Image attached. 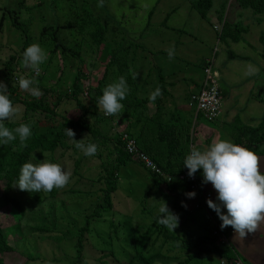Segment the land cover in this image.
Segmentation results:
<instances>
[{
    "label": "rangeland",
    "instance_id": "1",
    "mask_svg": "<svg viewBox=\"0 0 264 264\" xmlns=\"http://www.w3.org/2000/svg\"><path fill=\"white\" fill-rule=\"evenodd\" d=\"M189 1L193 0H103L102 6H98V0H0V20L2 19L0 22V79L3 72H5L4 65L9 58L11 56L19 57L13 63L12 69L14 70L10 73L12 85L18 86L17 82L21 76L26 78L37 76L40 77L41 86L49 90L53 89V93H50L53 96L46 99L49 105H51L56 94L63 95V99L58 102L55 108L57 111L56 117L49 120V116L36 114L30 119L32 127L50 133L52 130H57L56 127L62 124V114L80 116L75 111L74 102L67 99L74 83V77L77 74V68L80 66L81 72L85 76L81 81V88L86 90L89 87H95L102 77L104 65L107 64L106 62L110 58L109 54H104L105 50L110 51L115 46H123L136 41L140 43L141 47L132 48L129 68L123 67L119 70L114 65V69L111 70L114 81L118 77L124 76L126 81L129 82L130 76L128 74L134 73L132 75L134 85L138 87L136 95L140 98H149V95L158 87V72H160L165 83H173V88L168 87V90L169 93H172L171 96L175 98V101L173 100L174 106L171 101H166L163 106L171 107L168 110H175L176 115L181 117V123L191 118V114L198 116L196 126L194 125L195 122H192V127L188 131L189 135L194 137L195 133L201 134V130L205 134L206 129H215L219 133L221 130L217 127L221 128L222 124L207 122L206 119L196 114L194 107H189V94L191 91L196 92L198 89L194 88L196 83L203 79L200 65L204 59L213 57L214 62L219 64L218 68L217 64H214V70L219 77V86L223 97L226 91L230 92L224 82L239 90V85L248 80L251 81L253 87L251 89L252 97L264 98V74L262 68L259 67L256 54L257 49H260L259 37L264 36V14L252 16V12L249 10H232L231 6H226V9H228L227 21L233 23L238 20L243 26H248V30L241 35L240 44L234 45L228 40L226 42L220 41L218 33L214 30L215 19L212 14L208 15L209 22L204 20L190 8ZM223 3L224 0H213V9ZM83 12L84 14L86 12L85 15L91 16L95 20H100V24L104 21L107 22L105 36L107 46L105 48L104 46L97 48L87 32L81 34L78 28L75 27L74 24L79 20L76 15H81ZM238 12H240L239 16H242L241 19L239 16L237 17ZM10 15L17 16L18 21L15 26L11 23ZM85 15L82 17L84 18ZM255 18H260L262 24H254ZM65 24L67 25L62 28ZM19 26L21 31L17 28ZM56 27H61L58 36L55 35L54 31ZM57 42L60 43L58 49L56 48ZM32 43H39L47 52V60L41 65L39 75H35L22 64V45H25L26 48ZM76 45H79L78 57L69 52L63 54L62 47L69 48ZM170 47H174L175 50L172 59H169L167 54ZM228 52L244 55L250 61L248 63L243 62L238 58L240 56L234 57L233 60L228 59L226 58ZM103 54L105 60L101 61L100 57ZM248 65L255 66L258 72L245 75ZM121 71L122 73H120ZM225 71L230 74H227V80L224 81L223 79L222 81L221 76ZM240 76L242 77L240 78ZM249 76L251 77L249 78ZM19 92L29 95L26 90L20 88ZM85 97L86 92L79 97L81 102L86 103ZM129 97L126 96L125 99L128 98L129 101H132V98ZM180 98H182V101ZM13 106L16 108L15 116L12 119L7 120L6 118L5 120L16 123L24 116V106L20 104ZM147 107L148 114H151L154 111L153 104H148ZM100 110L102 109L100 108ZM252 113L254 117L261 118L264 115V104H262V107L256 104V108ZM119 116L120 114H115L116 120L111 124L106 126L96 124L95 127L102 131V134L108 140L114 139L118 136L117 131L120 130V126L117 125ZM87 121L91 123L90 119H87ZM257 123L260 122L256 121V125ZM226 135H228L227 130L219 133L218 136L212 137L209 144L214 140L224 138ZM75 136L78 139L74 138L76 141L84 138L83 142L85 144L91 140L88 132L80 133V137L77 134ZM228 140L231 141L232 139L228 138ZM66 144L71 148L59 146L53 153L41 150H35L32 153L36 160L46 159L59 163L70 173L69 183L63 188L57 189L58 191H56L53 198L46 200V202H51L53 205L55 225L62 231H77L85 225V217H82V215L87 214L90 231L84 237L89 239L90 244L95 249H104V252L112 251L113 255L119 259L123 257L126 261L129 252H131V245L129 244L130 238H132V228L142 227L143 230L145 226L152 223L153 218L156 216L157 209L150 213L152 216H148L149 214H146L143 208L145 206L146 211H148L150 205H155V201H159V197H156V191L154 193L150 191L143 199L146 190L153 185L151 179L146 175L142 166L132 161L127 162L119 171L117 188L112 195V210H99L97 212L98 216H94L93 207L100 202L98 196L101 195L104 188L103 182L100 180L102 176L99 167L100 161L92 156L82 157L80 150V153L73 150L74 142L72 140L68 139ZM113 157L114 155L110 156L109 159ZM31 162L36 163L32 159ZM77 162L78 164H76ZM1 187L2 183H0V191ZM15 194L23 199L21 200L23 205L22 215L18 214L9 205L0 206V225L6 232L14 234L8 238V242L14 250L3 254L4 263L68 264L67 260L72 259L74 255L75 240H66L56 245V242L46 236L43 237L45 234L40 233L35 246H29L28 237L25 240H19L18 236H22L21 230L28 227L27 224L30 227L33 226V222L29 220L30 209L35 211L37 208L31 207L27 201L29 197L25 198L24 193L17 187ZM165 194L161 193V197H167L166 203L176 202V198L179 197L177 194L176 196L173 194V197ZM203 198L210 199L209 196ZM198 203L200 202L197 201L195 206ZM45 205L47 206V204ZM203 205L201 204V206ZM205 205L207 204L205 203ZM46 206L44 208L47 211ZM191 206L189 210L194 211V215L201 218L203 210H191L194 203ZM203 209L205 215L210 217L206 206ZM176 214L182 221H186L184 217H187V215H184V210L183 212L176 210ZM210 220L212 223V219ZM187 222L189 227H182L179 230L178 224L177 228L173 230L180 242L193 241L198 235L197 221L191 222L187 217ZM17 223L20 225H18L19 228L13 229ZM47 223L50 226L53 223V218H49ZM259 228V232L264 231V223ZM114 230L117 231L116 234ZM139 232L141 233L140 230ZM16 239L17 242L15 243ZM173 243L174 240H169L167 247H170ZM30 251H33V254L35 253L30 258L32 261H29L25 254V252ZM93 254L96 253L93 252ZM238 256L242 262H246L244 264H254L249 260H244L243 255L238 254ZM206 263L210 264L208 261ZM87 264H93V262L89 261ZM169 264L174 263L171 261ZM237 264H240L239 261H237Z\"/></svg>",
    "mask_w": 264,
    "mask_h": 264
},
{
    "label": "trees",
    "instance_id": "2",
    "mask_svg": "<svg viewBox=\"0 0 264 264\" xmlns=\"http://www.w3.org/2000/svg\"><path fill=\"white\" fill-rule=\"evenodd\" d=\"M188 3L192 10L197 12L201 18L208 22V15L211 13L210 11H217L216 9H213V0H193ZM227 5L231 6L232 10L245 9L251 11L252 16H259L264 14V0H224L220 11H217V20L213 25L214 30L217 28L216 32L218 33V39L220 41L226 42L228 40L236 43L240 41L241 35L244 34L246 30L238 20L233 23L227 21L228 16L225 14V7ZM85 14L83 12L81 15H76L79 17V20L74 24L75 27L78 28L81 34L87 32L92 43H94L97 48L102 46L105 48L107 46V42L105 41L107 22L104 21L100 24V20H95L93 17ZM239 14L240 12L237 13V17ZM83 15H85L84 18L82 17ZM10 16L11 23L15 26L18 21L16 18L17 16ZM239 18L241 19L242 16H239ZM254 22V24L262 23L260 18H255ZM66 25L67 24L63 25L62 28ZM17 28L21 31L20 26ZM89 28H91V30H89ZM59 29H61V27H56L54 30L56 36H58ZM113 42H115V40H113ZM259 42L262 45L261 56L264 60L263 35L259 37ZM59 45L60 43L57 42V49ZM137 47H141L140 43L132 41L123 46H115L110 51L105 50V53L103 51L104 54H109L110 58L107 60V64L104 65L102 77L98 80L95 87H89L86 90L81 88V81L85 76L81 72V67L79 66L77 68V74L74 77V83L71 86L70 94L67 95V99L74 102V108L76 109L75 111L79 113V117L62 114V124L56 127L57 130H52L50 133L43 132L40 128L31 127L32 135L25 142L26 146H21L18 137L8 143L0 144V183H2L0 191V206L9 205L15 209L18 214L22 215L23 205L21 200L23 199L17 197L15 194L16 187L14 186L18 181L21 166L26 162H31L32 153L35 150L49 151L53 153L59 146L71 148L66 144V141L69 138L64 131L65 128H69L72 129L78 137H80V133L88 132L91 137V140L88 143H96L98 146L97 152L92 157L100 161L99 167L102 171L100 180L103 182L104 188L101 191V195L98 196L100 202L93 207V215L98 216L97 212L99 210L111 211L113 208L112 195L117 188L120 168L124 167L127 162H134L127 154L124 142L121 140V134L127 133L135 140L136 146L145 152L163 173L162 176H159L150 171L144 170L146 175L151 179L153 185L146 190L143 199L147 193H150V191H153V193L156 191V197H159V200L163 199L166 201L167 197H161V193H167L172 196L175 193L177 194L180 189H184L182 199H179L178 197L176 198V202L167 203V205L174 213H176V210L179 212H183L184 210V215L186 214L191 222L197 221L198 235L193 241L180 242L175 236V231L171 233V230L158 224L155 216L152 223L145 226L143 230L142 227L138 229L137 227L132 228V238H130L129 244L131 245V252H129L127 260L124 261L125 259L123 257L119 259L113 255L112 251L104 252V249H95V247L90 244L89 239L85 238L86 234L90 231V228L88 227L89 223L87 222V214L82 215V217H85V225L82 229L70 232L62 231L57 228L55 225V212L53 205L51 202H46L47 199L54 197L56 191L59 190H57V188H53L50 192L22 191L25 198L29 197L27 201L30 203L31 207H36L37 210L34 211L30 209L29 220L33 222V226L30 227L26 221L28 227L21 230L22 236H18L19 240H25L28 237L29 246H35L39 239V233L42 235L45 234L43 237L46 236L48 239L53 240L56 242V245H59L66 240H75L74 255L72 256V259L67 260L68 264H87L89 261L93 262V264H169L171 261L174 264H207L206 261L210 262V264H236L237 261L244 264L245 261L242 262L237 255L234 246L229 241L226 244L218 243L219 234H230L233 231L231 226L221 229L220 233L216 235L213 234L216 226H219L221 221L218 219L216 213L205 205L206 202L204 203V199L199 198L197 195L204 184L202 183L201 170H197L194 174L196 178L195 185L198 191L192 190V183L187 180L167 181L166 179L167 176L179 175L187 170L183 167V160L194 145V137H191L188 133L189 129L192 127L194 116L191 114V118L187 119L184 123H181V117L176 115L177 112L175 110H168L163 106V103H165L170 96L168 87L171 86V83H165L160 72H158V87L160 89V95H158L154 101L149 100V98L146 97L140 98L136 95L138 87L134 85L135 83L132 76L134 73L128 74V76H130V81L127 83L130 88L126 96H130L132 101H129L128 98L121 101L124 107L122 112L118 113L120 114L117 121V125L120 126V130L117 131L118 136L114 139L108 140L102 134V131L95 127L96 124L106 126L116 120L115 115L104 116V112L99 108L98 98L102 95L104 87L114 81L111 71L114 69V65H116L119 70L123 67L129 68L131 50L132 48ZM21 49V52H23L25 45H22ZM62 52L63 54L69 52L73 56L78 57L79 45L69 48L62 47ZM104 54L100 57L101 61L105 60ZM232 54L234 55V53ZM232 54L229 53L230 58L235 57V55L233 56ZM18 58L19 57L15 56L9 58L4 65L5 72H3L0 79V81H3L8 87L9 98L12 101V104H20L24 106V116L20 121L14 123L5 120V126L10 130L15 129L21 123L30 124L31 117H34L36 114H44L45 116H49V120H51V118L57 116L55 108L58 102L63 99V95L58 93L51 102V105H49V103L46 102V99L49 98V96H53L50 95V93H53V89L49 90L41 86L40 77L37 76H35L34 79L42 95L39 97H33L30 94L28 95L19 92V86L12 85L10 81V73L14 70L12 69V65ZM206 67L207 62L203 61L200 65V68L202 69V77L203 71ZM158 71H160V69H158ZM262 72L264 74V67L262 68ZM120 73H122V71ZM85 92L86 97L84 100L86 103L81 102L79 99V97ZM189 99L190 96L188 101ZM258 101L264 104L263 97L258 99ZM148 104H153L154 111L151 114H148ZM87 119H90L91 123H89ZM258 122L260 123H257L255 126H249L242 124L239 119H236L225 127L228 136L232 139L233 143L252 149L258 156H264V115L261 116ZM74 138L78 140L76 136H74ZM72 148H74V151L79 152L75 146H72ZM112 155H114V157L109 159ZM81 156L86 157L82 152ZM76 164H78V162ZM138 165L141 166L140 164ZM190 191H194L200 199V201L198 200L200 203L194 206L191 210H203L201 218L196 217L193 213L194 211L191 212L189 208L181 206L182 202L186 204L187 198L184 194ZM45 204H47V206ZM201 204L204 205L201 206ZM45 206L48 209L47 211L44 208ZM159 206L160 204L155 201V205H150L148 211H146L145 206H143V208L145 209V213L149 214L148 216H152L150 213L154 209H158ZM204 206L208 209V213L210 214V217H208L212 219V223L205 215L203 209ZM51 217L53 218V223L49 226L47 220ZM187 217H184L186 221H182L181 218H179V230L182 229V227H189ZM18 225L19 223H17L13 229L19 228L20 225ZM114 233L116 234L117 231L114 230ZM13 235L14 234L6 232L0 225V264H5L2 258L3 254L13 252L14 250L8 242V238ZM17 239L15 240V243L17 242ZM169 240H174V243L170 247H167ZM185 251L187 253H184ZM93 252L96 254L92 255ZM25 254L27 256L26 258L29 261H32L30 258L35 253L33 254V251H30L25 252Z\"/></svg>",
    "mask_w": 264,
    "mask_h": 264
},
{
    "label": "clouds",
    "instance_id": "3",
    "mask_svg": "<svg viewBox=\"0 0 264 264\" xmlns=\"http://www.w3.org/2000/svg\"><path fill=\"white\" fill-rule=\"evenodd\" d=\"M103 0H98L102 6ZM216 29V28H215ZM168 58L175 55L174 47L168 49ZM47 60V52L39 43H32L22 53V64L35 75H39L41 65ZM258 72L253 65H248L245 75ZM18 86L26 90L31 96L42 95L34 78L21 76ZM129 92V87L124 76L107 84L98 98V105L105 115L121 113L124 105L121 103ZM160 95L157 87L150 95L149 100L154 101ZM16 108L9 98L8 87L0 81V144L19 138L21 146L32 135L31 124L21 123L10 130L5 126V119L15 116ZM66 136L74 142L76 149L84 156H94L97 152L96 143L83 142V139L74 140L75 133L72 129H64ZM258 156L252 149L237 145L227 139L214 140L203 150L192 147L183 160V167L192 177L197 170H201L202 183H210L214 189L215 200L206 201L209 209L214 211L221 221V229L231 226L235 235L240 238L252 233L260 221L264 220V173L259 171ZM36 163L26 162L20 168L18 181L14 185L21 191L50 192L53 188H63L69 183L70 173L59 163L49 160H36ZM145 170V169H144ZM147 171V170H145ZM186 198H195L196 193L190 191L184 194ZM160 206L156 212V222L173 232L179 223L178 214L174 213L163 199L156 201ZM182 207H187L182 202ZM223 209V211H222Z\"/></svg>",
    "mask_w": 264,
    "mask_h": 264
},
{
    "label": "crops",
    "instance_id": "4",
    "mask_svg": "<svg viewBox=\"0 0 264 264\" xmlns=\"http://www.w3.org/2000/svg\"><path fill=\"white\" fill-rule=\"evenodd\" d=\"M221 6H222V4H219V6L216 7L215 9L217 11H220ZM227 10L228 9H226V7H225V14H227ZM217 11L210 13L214 17L215 21L217 20V18H216L217 17L216 16ZM244 27H245V30L247 31L248 26L246 25ZM240 41L236 42V43L231 42V44L238 45V44H240ZM259 44H260V42H259ZM241 45H242V42H241ZM261 53H262V45L260 44V49L259 48L257 49L256 54H257V61H258L259 67L263 68L264 67V60L261 56ZM234 55H235V57L240 56L238 58L240 60H242L243 62L248 63L250 61L249 58L244 56V55H239V54H234ZM226 58H228V59L230 58L229 52L226 55ZM230 59L233 60L234 57L233 58L231 57ZM206 60H207V58H206ZM206 60L204 59V61H206ZM214 63L217 64V68H218V66H219L218 62L217 63L214 62ZM227 74L229 75L230 73L225 71L222 74V76H221L222 81H223V79H224V81L228 79ZM241 77L242 76H240V78ZM250 77L251 76H249V78ZM201 80L196 83V85L194 87L195 89L199 88ZM224 83L230 89V92L226 91L224 97H223V94L221 93L222 113H221V116L216 121H213L211 123L219 122L220 124H222L221 128L219 126L217 127V129H220L222 133H223V131L227 130L225 126H227L228 124H231L236 119H239L240 122L244 125L255 126L256 121L258 122L260 117L259 118L254 117L252 112L256 108V104L258 106L262 107L263 103L261 104V102L258 101L257 97H255V96H254V98L252 97L251 89H253V87H252L251 81H248V80L244 81L243 84L239 85V90H238V88L234 89L232 87V85L230 86V84L227 82H224ZM172 84L173 83H171L170 87L173 88ZM219 89H220V86H219ZM168 92H170V91L168 90ZM220 92H221V89H220ZM191 93H193V91H191L190 94ZM190 94H189V96H190ZM169 95L170 96L168 97L167 101H171L172 105L174 106L173 100L175 101V98L171 96L172 93H169ZM223 99H224V102H223ZM180 100L182 101V98H180ZM166 108L170 109L171 107H169V108L166 107ZM197 119H198V116H194V122H195L194 125L195 126H196V120ZM204 129H206V128H204ZM205 132L206 133L204 134L203 131L201 130L200 131L201 134L195 133L193 147H196L198 149L203 150L204 148H206L207 146H209L211 144L210 143L208 145V143H209L210 139H212V137L218 136L219 133H221V132L218 133V131L215 129H213V130L212 129H208V130L206 129ZM209 134L211 136H208ZM228 138H229V136L226 135L222 139L228 140ZM231 142H232V140H231ZM258 164H259V171L261 173H264V156H260ZM183 192H184V189H180L177 192L179 199H182ZM197 195L199 196V198H202V199H204L203 197H205V196L206 197L209 196L210 199L215 200L216 193H215L214 189L212 188L211 184L208 183V184H203L201 191L198 192ZM197 195L195 196V198H192V199L187 198L186 199L187 208H189L191 206V204H193V203L195 206L196 202L198 200L200 201V199L198 198ZM175 196H176V193H175ZM201 203H202V201H201ZM263 223H264L263 220L260 221L257 225V228L252 233L248 234L247 237H245L243 239L240 238L238 235H235L234 231L230 237V243L234 246L237 255L238 254L243 255L244 260H249L254 264H259V263L264 264V231L259 232V230H260L259 227L262 226Z\"/></svg>",
    "mask_w": 264,
    "mask_h": 264
},
{
    "label": "built area",
    "instance_id": "5",
    "mask_svg": "<svg viewBox=\"0 0 264 264\" xmlns=\"http://www.w3.org/2000/svg\"><path fill=\"white\" fill-rule=\"evenodd\" d=\"M217 30V28H216ZM207 67L203 71V79L200 82L199 88L196 92L190 95L189 107H194L196 114L200 115L207 122L216 121L222 113V97L221 92L218 87L219 77L217 72L214 70V58L206 60ZM121 140L124 142V147L127 154L131 159L140 164L145 170L150 171L154 174L162 176V171L157 167L153 160L142 150H140L135 143V140L130 137L127 133L121 134ZM167 181H178L187 180L191 185V189L198 191L195 185V175L189 177L187 170L179 175L167 176ZM207 199H204V203ZM221 227L216 226L213 234L216 235L220 233ZM233 231L230 234H219L218 243H228ZM240 263V261H239ZM237 264V263H236ZM241 264V263H240Z\"/></svg>",
    "mask_w": 264,
    "mask_h": 264
},
{
    "label": "bare ground",
    "instance_id": "6",
    "mask_svg": "<svg viewBox=\"0 0 264 264\" xmlns=\"http://www.w3.org/2000/svg\"><path fill=\"white\" fill-rule=\"evenodd\" d=\"M226 244V243H225Z\"/></svg>",
    "mask_w": 264,
    "mask_h": 264
}]
</instances>
